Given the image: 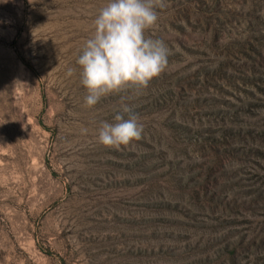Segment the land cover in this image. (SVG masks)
<instances>
[{
    "label": "rangeland",
    "instance_id": "rangeland-1",
    "mask_svg": "<svg viewBox=\"0 0 264 264\" xmlns=\"http://www.w3.org/2000/svg\"><path fill=\"white\" fill-rule=\"evenodd\" d=\"M108 2L0 0V264H264V0H164L166 70L88 108ZM123 105L142 138L107 148Z\"/></svg>",
    "mask_w": 264,
    "mask_h": 264
},
{
    "label": "clouds",
    "instance_id": "clouds-1",
    "mask_svg": "<svg viewBox=\"0 0 264 264\" xmlns=\"http://www.w3.org/2000/svg\"><path fill=\"white\" fill-rule=\"evenodd\" d=\"M164 7V0H109L100 9L94 32L76 61L82 68L81 83L87 90L86 107L129 87L146 88L166 70L171 50L164 41L145 35L158 21L157 9ZM73 72L68 69L69 76ZM25 85L19 80L14 84ZM114 119V124L101 123L98 143L120 150L142 138L143 124L131 107L123 105Z\"/></svg>",
    "mask_w": 264,
    "mask_h": 264
}]
</instances>
